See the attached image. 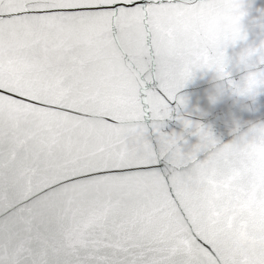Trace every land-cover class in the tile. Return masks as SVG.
Returning <instances> with one entry per match:
<instances>
[{
    "label": "snow or ice",
    "instance_id": "1",
    "mask_svg": "<svg viewBox=\"0 0 264 264\" xmlns=\"http://www.w3.org/2000/svg\"><path fill=\"white\" fill-rule=\"evenodd\" d=\"M261 97L256 0H0V264H264Z\"/></svg>",
    "mask_w": 264,
    "mask_h": 264
},
{
    "label": "water",
    "instance_id": "2",
    "mask_svg": "<svg viewBox=\"0 0 264 264\" xmlns=\"http://www.w3.org/2000/svg\"><path fill=\"white\" fill-rule=\"evenodd\" d=\"M256 6L257 7H264V0H256ZM210 87L209 83L205 80H198L196 83L189 86L187 89L184 90V92L190 97V106H189V112H192L194 109H201V110H207L208 105L205 99V93L207 89ZM230 103V102H227ZM260 106L261 111L257 113V115H264V97L260 98ZM194 120L201 119L200 117L193 115L191 117ZM205 124L213 123L214 122V114L210 115L203 119L202 121ZM181 126L175 122L171 121L169 122L168 128L165 129L167 132L176 131L180 132Z\"/></svg>",
    "mask_w": 264,
    "mask_h": 264
}]
</instances>
